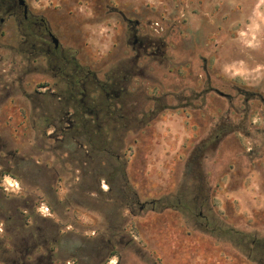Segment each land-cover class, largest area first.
<instances>
[{"label": "rangeland", "instance_id": "obj_1", "mask_svg": "<svg viewBox=\"0 0 264 264\" xmlns=\"http://www.w3.org/2000/svg\"><path fill=\"white\" fill-rule=\"evenodd\" d=\"M27 3L60 49L1 30L0 264H264V0Z\"/></svg>", "mask_w": 264, "mask_h": 264}, {"label": "flooded vegetation", "instance_id": "obj_2", "mask_svg": "<svg viewBox=\"0 0 264 264\" xmlns=\"http://www.w3.org/2000/svg\"><path fill=\"white\" fill-rule=\"evenodd\" d=\"M5 13V16H0V31L5 29L11 18L18 25L23 37V43L29 46L30 52H35L39 47L47 49L51 58H54L56 52L60 49V42H55L53 33L49 29L44 17L39 16L27 3V0H0V11ZM39 31V33H38ZM2 33V31L0 32ZM55 36V35H54ZM143 48L147 49V45L141 43ZM78 84L79 82H73Z\"/></svg>", "mask_w": 264, "mask_h": 264}, {"label": "trees", "instance_id": "obj_3", "mask_svg": "<svg viewBox=\"0 0 264 264\" xmlns=\"http://www.w3.org/2000/svg\"><path fill=\"white\" fill-rule=\"evenodd\" d=\"M78 85V84H77ZM106 110H107V112L109 113V114H112V112L111 111H109L108 110V108H106ZM91 114H94V115H96V113L95 112H92ZM97 135H100V132L97 134ZM94 140V139H93ZM95 157L97 158V160L99 159V158H102L103 160H105L106 162H108V164H110L109 165V168H113V171L114 172H118L119 173V177L121 178V179H123V176H124V173H123V171H122V169H121V167H119V160L118 159H116L115 157H114V155H113V153L110 151V150H108L107 149V146H105V145H100L96 150H95ZM94 157V158H95ZM115 162H114V161ZM113 165H114V167H113ZM120 168V169H119ZM117 169H119V170H117ZM120 201H122L123 200V198L122 199H119ZM260 243V244H259ZM256 244H259V245H257V247L259 248V249H262L263 250V252H264V240H260V242L259 241H256L255 242V246H256Z\"/></svg>", "mask_w": 264, "mask_h": 264}, {"label": "water", "instance_id": "obj_4", "mask_svg": "<svg viewBox=\"0 0 264 264\" xmlns=\"http://www.w3.org/2000/svg\"><path fill=\"white\" fill-rule=\"evenodd\" d=\"M22 1H24V0H22ZM53 39H54L55 42H58V38L56 36H54V35H53Z\"/></svg>", "mask_w": 264, "mask_h": 264}]
</instances>
